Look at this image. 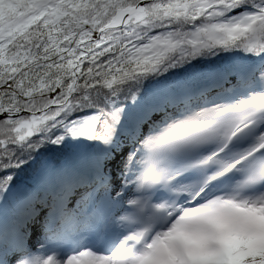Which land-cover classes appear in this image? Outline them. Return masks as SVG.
I'll use <instances>...</instances> for the list:
<instances>
[{"label": "snow or ice", "instance_id": "snow-or-ice-1", "mask_svg": "<svg viewBox=\"0 0 264 264\" xmlns=\"http://www.w3.org/2000/svg\"><path fill=\"white\" fill-rule=\"evenodd\" d=\"M0 264H264V0H0Z\"/></svg>", "mask_w": 264, "mask_h": 264}]
</instances>
